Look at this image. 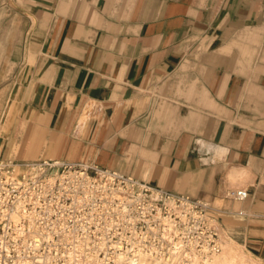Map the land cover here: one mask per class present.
I'll return each instance as SVG.
<instances>
[{
	"label": "crops",
	"instance_id": "1",
	"mask_svg": "<svg viewBox=\"0 0 264 264\" xmlns=\"http://www.w3.org/2000/svg\"><path fill=\"white\" fill-rule=\"evenodd\" d=\"M7 159L88 161L206 200L264 260L247 227L264 225V0H0Z\"/></svg>",
	"mask_w": 264,
	"mask_h": 264
},
{
	"label": "built area",
	"instance_id": "2",
	"mask_svg": "<svg viewBox=\"0 0 264 264\" xmlns=\"http://www.w3.org/2000/svg\"><path fill=\"white\" fill-rule=\"evenodd\" d=\"M211 211L206 200L88 161L0 160V264H189L193 253L222 251Z\"/></svg>",
	"mask_w": 264,
	"mask_h": 264
},
{
	"label": "rangeland",
	"instance_id": "3",
	"mask_svg": "<svg viewBox=\"0 0 264 264\" xmlns=\"http://www.w3.org/2000/svg\"><path fill=\"white\" fill-rule=\"evenodd\" d=\"M211 213L215 217V215L213 214L212 211H211ZM215 224L218 228L220 238H221V241L223 243L226 241L230 248L235 249V250L238 249V253H242L244 255L247 254L249 256V261L247 262V264H253L254 260H259L262 262V264H264V260H262V258L255 255L252 252L251 248H249V247L247 248L243 244V242L241 241L242 236H241L240 232H239V234H237V232H235V230H234L235 227L237 228V230H240V228H241L239 221H238L236 216L229 217V218H227L225 216V222H222V224L220 222H218L217 218H216ZM247 227L249 228L250 231L252 228V232L255 234H260L262 236L264 235V225H262V224L261 225H248Z\"/></svg>",
	"mask_w": 264,
	"mask_h": 264
},
{
	"label": "bare ground",
	"instance_id": "4",
	"mask_svg": "<svg viewBox=\"0 0 264 264\" xmlns=\"http://www.w3.org/2000/svg\"><path fill=\"white\" fill-rule=\"evenodd\" d=\"M225 239V238H224ZM222 251L209 257H202L197 253L192 254V262L189 264H247L249 256L246 254L238 253V249H232L228 243L222 242ZM118 264H156L146 256H141L133 262L119 261ZM253 264H262L259 260H254Z\"/></svg>",
	"mask_w": 264,
	"mask_h": 264
}]
</instances>
